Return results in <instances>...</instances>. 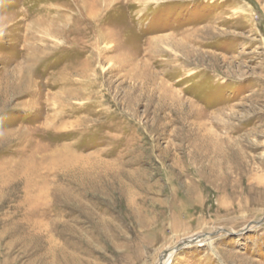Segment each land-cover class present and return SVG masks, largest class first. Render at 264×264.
<instances>
[{
  "label": "rangeland",
  "instance_id": "obj_1",
  "mask_svg": "<svg viewBox=\"0 0 264 264\" xmlns=\"http://www.w3.org/2000/svg\"><path fill=\"white\" fill-rule=\"evenodd\" d=\"M182 243L264 264V0H0V264Z\"/></svg>",
  "mask_w": 264,
  "mask_h": 264
},
{
  "label": "bare ground",
  "instance_id": "obj_2",
  "mask_svg": "<svg viewBox=\"0 0 264 264\" xmlns=\"http://www.w3.org/2000/svg\"><path fill=\"white\" fill-rule=\"evenodd\" d=\"M94 10V9H93ZM89 36V35H88ZM95 40V39H94ZM36 207V206H35ZM32 214V213H31ZM34 217V216H33ZM35 224V223H34ZM203 242H207L208 243V240L209 239H207V238H204L203 237ZM201 240V241H202ZM210 241V240H209ZM177 248H175V249H173V250H171V251H168L167 253H165V255H164V257H163V260H162V263L161 264H169L170 263V261H171V259H172V257L174 256V254H175V250H176ZM49 253V252H48Z\"/></svg>",
  "mask_w": 264,
  "mask_h": 264
},
{
  "label": "water",
  "instance_id": "obj_3",
  "mask_svg": "<svg viewBox=\"0 0 264 264\" xmlns=\"http://www.w3.org/2000/svg\"><path fill=\"white\" fill-rule=\"evenodd\" d=\"M185 243H187V242H185ZM185 243L180 244V245L177 247V249H180L182 245H185Z\"/></svg>",
  "mask_w": 264,
  "mask_h": 264
}]
</instances>
